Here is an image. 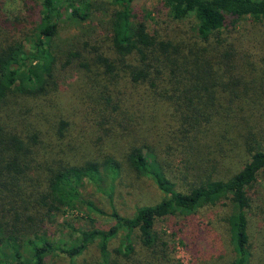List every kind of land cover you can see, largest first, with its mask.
I'll list each match as a JSON object with an SVG mask.
<instances>
[{
    "label": "trees",
    "instance_id": "obj_1",
    "mask_svg": "<svg viewBox=\"0 0 264 264\" xmlns=\"http://www.w3.org/2000/svg\"><path fill=\"white\" fill-rule=\"evenodd\" d=\"M107 1L113 5L109 34L69 49L58 43L64 20L87 22L96 0H23V13L12 16L0 0V264H46L59 256L78 264L95 244L93 264H180L177 241L190 247L184 233L204 231L198 215L208 207L220 210L231 250L227 264H264V243L260 250L250 229L264 145L254 147L241 134L264 100V87L247 77L257 68L255 54L222 35L231 20L264 24V0H156L172 21L194 19L185 40L161 35L151 13L135 8L140 0ZM57 67L75 70L65 99ZM237 70H248L243 87L233 76ZM29 101L55 114V143L46 139ZM67 132L75 143L63 141ZM230 132L248 159L220 178L216 164L202 157L203 147ZM81 145L102 153L66 156L82 153ZM187 154L201 156L193 168L200 173L180 189L171 161ZM123 164L150 178L163 195L131 216L116 208ZM86 185L108 199L111 214L84 197ZM78 205L111 223L97 228L88 217L93 226L76 229L63 218L65 209ZM117 238L120 245L111 248Z\"/></svg>",
    "mask_w": 264,
    "mask_h": 264
},
{
    "label": "rangeland",
    "instance_id": "obj_2",
    "mask_svg": "<svg viewBox=\"0 0 264 264\" xmlns=\"http://www.w3.org/2000/svg\"><path fill=\"white\" fill-rule=\"evenodd\" d=\"M3 2L5 11L9 16L23 13V0H3ZM135 8L138 11L150 12L155 20V28L158 32L171 39L185 40L192 29L195 30L196 22H194L193 18L182 22L172 21L168 18L167 12L157 4L156 0H140L136 3ZM112 10L113 5L110 1L96 0L92 16L87 22L77 24L73 20H64L58 35V43L63 48L68 47L69 49H73L75 44H79L86 38L96 37L98 34H101V36L97 38L103 41L104 36L109 34L108 16ZM233 21L231 20L227 24L222 35L230 41L236 39L239 42L240 40L241 44L247 48L250 54L254 53L256 55H254L252 60L258 64L253 63L257 68L250 69L251 73L247 77L257 80L264 87V24L260 21L246 18H239ZM242 68L248 69L249 67L243 63ZM246 71L237 70L233 75L239 81L241 87H243L247 79ZM55 76L64 86L63 90L66 93L60 94V97L61 99H65L75 84V70L71 67H66L65 69L57 67ZM260 102L262 104L253 109V117L249 118L248 124L242 125L243 129L241 131V134L244 133V136L248 138V142H251L254 147H257L258 144L264 145V100ZM28 108L31 111L30 113H34L35 118L40 122L43 131L46 130L48 132L46 139H50L52 144L55 143L59 139L57 134L58 120L55 114L49 110H40L32 101L28 102ZM158 115H160L161 119L165 116L163 113ZM63 141L67 143L71 142V144L75 143L69 132L65 134ZM75 141L79 142V140ZM167 142L161 144L164 147L172 144ZM239 142L240 138L237 137V134L230 132L223 140L220 137L210 138L208 144L203 147L205 149V156L202 157L205 160H209L211 164H216L218 167L216 176L228 178L242 168L247 161L248 153L242 146H239L241 144ZM89 146L91 148L81 145L82 153L79 152L74 157L70 154L66 156L72 160V158L76 159L79 156L97 157L102 153L98 148ZM182 157L183 155L176 156L171 161L170 167L172 176L175 177V181H173L176 183L177 188L179 187L180 189L182 187L184 189V186L191 180H194L193 177L197 173H200L197 172L196 166L202 160L201 156L195 157V154H187ZM194 167H196L195 171L193 170ZM115 187L116 208L121 214L126 216L133 215L137 207L158 203L163 197L150 178L145 177L140 172L134 171L124 164L122 176L116 182ZM252 191L254 192V203L250 213V229L251 234L254 235L253 238H256L258 248L261 250V244L264 243V177L259 178ZM83 195L86 199L95 203L99 209L105 211L106 214L112 213L113 208L109 204L108 199L96 192L91 185L84 186ZM219 215L220 210L209 207L200 212L198 220L205 225H202V230L204 231H201L202 233L199 232V234L197 229L194 231L191 229L186 234L184 233V237L188 238L186 241L190 245L189 248L180 245L177 241L176 256L180 264H227L231 257V250L228 235L223 225L218 223ZM64 216L63 220L72 222L74 227L80 230L90 229L93 226L88 221V217L95 220L94 224L97 228H107L111 223L109 218H103L80 205L65 209ZM56 229L58 232L62 230V224ZM66 231L65 236L68 235V230ZM198 234L199 237L196 236ZM120 243V238H117L111 242L110 247H118ZM95 245L89 247L77 258L78 264H93L98 261ZM66 263L67 261L61 256L50 257L46 261V264Z\"/></svg>",
    "mask_w": 264,
    "mask_h": 264
}]
</instances>
